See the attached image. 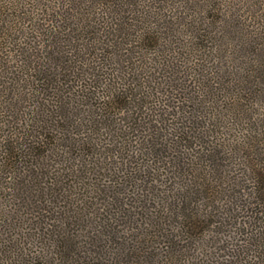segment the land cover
<instances>
[{"label": "trees", "instance_id": "trees-1", "mask_svg": "<svg viewBox=\"0 0 264 264\" xmlns=\"http://www.w3.org/2000/svg\"><path fill=\"white\" fill-rule=\"evenodd\" d=\"M0 264H264V0H0Z\"/></svg>", "mask_w": 264, "mask_h": 264}]
</instances>
